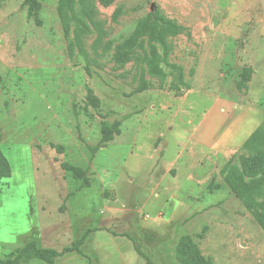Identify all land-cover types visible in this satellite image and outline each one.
<instances>
[{
	"label": "rangeland",
	"instance_id": "rangeland-1",
	"mask_svg": "<svg viewBox=\"0 0 264 264\" xmlns=\"http://www.w3.org/2000/svg\"><path fill=\"white\" fill-rule=\"evenodd\" d=\"M58 3L0 0V261L93 230L82 254L14 264H147L133 241L152 264H264V185L249 209L228 181L263 177L242 161L264 158L243 148L264 122V0H72L67 31ZM210 120L217 151L192 145Z\"/></svg>",
	"mask_w": 264,
	"mask_h": 264
},
{
	"label": "trees",
	"instance_id": "trees-1",
	"mask_svg": "<svg viewBox=\"0 0 264 264\" xmlns=\"http://www.w3.org/2000/svg\"><path fill=\"white\" fill-rule=\"evenodd\" d=\"M71 2L72 0H59L58 3V12L61 16V20L63 22L65 31H67V28L70 23V20L67 17L66 8H67V4L69 5V7L71 6L70 5ZM154 25L157 29H163L165 27L158 20L155 21ZM263 147H264V122L249 136V138L244 142L243 145V148L247 149L248 151H260V149ZM242 166L245 176L247 177L256 178L258 175L263 174L262 179L255 180L253 187H248L244 182V178L239 174L231 173V175L229 176L228 181L231 191L239 200L243 202V204L247 208L253 209L255 208L256 203L252 200V196L253 194H258L261 189V186L264 185V158H256L252 161H242ZM9 172L10 171L8 168L5 170L0 169V182L3 179L9 178ZM255 219L258 225L264 231V211L256 212ZM92 232L93 230H87L80 239L74 241L70 246L63 248L60 251L51 248H40L38 247L35 241H30L23 247V249L13 259L6 261L1 260L0 264H14L18 260L26 257L29 254L32 255L33 257L45 259L49 262L54 261L58 258H61L71 253L82 254V247L85 245L88 236ZM133 244L137 254L144 257L146 259L147 264H152L151 260L147 256H145L138 248L135 241H133ZM183 245L188 248L189 246L188 239H186ZM180 259L187 264H198V262H196V257L194 256H191L189 258L181 256ZM89 264L91 263L89 262ZM204 264H209V263L207 262Z\"/></svg>",
	"mask_w": 264,
	"mask_h": 264
},
{
	"label": "crops",
	"instance_id": "crops-1",
	"mask_svg": "<svg viewBox=\"0 0 264 264\" xmlns=\"http://www.w3.org/2000/svg\"><path fill=\"white\" fill-rule=\"evenodd\" d=\"M212 120L209 121L210 124L205 125V127L203 128L202 126L199 128L198 126H196L194 132H197L199 137H198V141H190V143L193 146H197V145H203L204 147L208 146L210 148H214V151L218 150V147L221 146V142H220V134H219V130L216 129V124L218 125L219 122H211ZM221 132V131H220ZM186 145H184L185 147ZM217 149V150H216ZM225 151V152H224ZM227 150H221L218 151L221 155H224V153H228L226 152ZM186 154L183 155V153H179L178 157L176 158V160L170 165L172 167H178L181 168L182 170L186 171V169L188 168V170H190L188 173H186V177L188 179L189 182H193L194 181V176H192L193 174L190 173L192 171V167L195 165V163L190 159L189 161L185 160ZM189 159V158H188ZM169 170V168L167 167L165 169V174L167 173V171ZM192 174V175H190ZM182 179V177H181ZM193 179V180H191ZM152 180L154 182V184L157 183V179L154 178L152 176ZM180 181V179H177L173 182V184H171V187L174 188V185L176 183H178ZM158 185H160V183H157Z\"/></svg>",
	"mask_w": 264,
	"mask_h": 264
}]
</instances>
